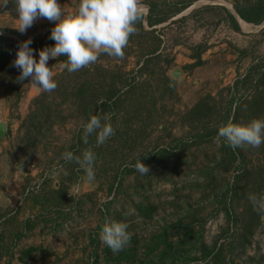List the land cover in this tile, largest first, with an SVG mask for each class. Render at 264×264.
I'll return each instance as SVG.
<instances>
[{
  "label": "rangeland",
  "instance_id": "rangeland-1",
  "mask_svg": "<svg viewBox=\"0 0 264 264\" xmlns=\"http://www.w3.org/2000/svg\"><path fill=\"white\" fill-rule=\"evenodd\" d=\"M145 1L138 0L144 17ZM250 1L196 0L154 26L160 60L142 74L149 44L141 38L127 44L123 59L100 54L86 76L66 72L67 87L88 81L86 92L120 76L119 105L93 114L114 129L102 145L95 134L78 145L90 112L80 114L55 98L52 119L27 147L19 126L43 91L30 80L17 88L14 75L0 74V264H264V212L249 200L264 197V144L231 148L233 162L222 159L225 142L216 141L231 97V117L243 104L240 125L264 119V22L247 24L233 14L234 4ZM57 2L66 16L78 10L79 0ZM227 13L240 32L232 30ZM54 25L40 18L21 33L15 0H0L4 37L35 41ZM143 26L150 30L145 21ZM258 65L248 85L232 89ZM52 72L58 80L64 68L57 64ZM200 102L208 117L191 122L186 113ZM86 150L96 157L92 181L62 159L66 151L81 156ZM140 162L148 169L144 174L136 171ZM111 222L126 223L131 235L115 253L99 239Z\"/></svg>",
  "mask_w": 264,
  "mask_h": 264
},
{
  "label": "clouds",
  "instance_id": "clouds-1",
  "mask_svg": "<svg viewBox=\"0 0 264 264\" xmlns=\"http://www.w3.org/2000/svg\"><path fill=\"white\" fill-rule=\"evenodd\" d=\"M15 3L19 21L17 30L21 33L40 18L55 22L49 36L55 42L53 46L39 50L36 59L29 39L19 46L13 61V66L20 71L19 80H30L43 92H52L57 87L52 68L47 66L50 59L66 57L59 63L69 73L94 64L100 54L123 59V49L129 37L136 33L135 25L142 19L141 8L144 7L138 0H79L77 12L66 16L57 0H15ZM93 134L96 144L102 145L115 133L110 123H103L99 116H91L83 125V143L87 144ZM216 141H223L233 149L245 145L259 147L264 144V119H253L243 125L228 123L220 126ZM62 159L75 162L89 181L94 180L96 157L93 151L86 150L81 156L66 151ZM146 170L141 162L136 166V171L141 174ZM249 200L255 210L264 212V197L250 195ZM127 229L128 225L123 222L107 223L102 226L99 239L114 253L119 252L131 239Z\"/></svg>",
  "mask_w": 264,
  "mask_h": 264
},
{
  "label": "trees",
  "instance_id": "trees-1",
  "mask_svg": "<svg viewBox=\"0 0 264 264\" xmlns=\"http://www.w3.org/2000/svg\"><path fill=\"white\" fill-rule=\"evenodd\" d=\"M195 1L196 0H177L173 2L172 5H167L168 3L163 0H146L144 2L148 9L147 16L144 17L142 15V19L136 22V33L131 35L128 41V43L131 44L133 42V39L141 38L143 42L145 41L149 44L147 48L143 49V54L148 56V58L144 60L143 66L140 67V74L145 71L150 62H152L153 60H157V63L160 60V56H155V53L158 50L157 47L159 46L161 41L154 34V26L167 22L171 18L178 16L181 12L188 9ZM234 10L239 19L247 24L259 26L264 22V0H252L250 2L234 4ZM143 21H145L147 28L150 30L144 29ZM227 21L229 22L232 30H234L235 32H240L238 23L233 15L227 13ZM54 26H52L39 39L32 41L30 47L34 50V53H38L39 50L54 45L55 42L49 39L51 29ZM13 34H16V32H13ZM20 45L21 43H19L17 40L0 35V74L10 73L14 75V81L17 88H21L28 82V79L23 81L19 80L20 71L13 66V61L16 58V52ZM197 48L199 50H203L201 49V46ZM34 57L38 59L35 55ZM102 57L111 58L106 54H102ZM64 60H66V57H58L47 66L51 69L54 65H60L59 62ZM168 63H170V61ZM198 63H200V61H198ZM90 67L91 66L89 65L80 69L78 75H80L81 77L86 76ZM260 68V65L250 68L241 81H235L232 89L237 90L241 85H248L247 82L250 76L255 72V70L259 71ZM66 72L67 71L64 69V72H62V75L59 76V79L57 80L55 78L57 87L54 91L42 92L39 97L32 101V103L30 104L28 115L24 118L23 121H21V125L19 127L24 131L22 142H26L27 147H33L38 136H40L42 132V126L44 124H47L50 118L52 119V114L54 113L56 108H58L53 107L55 98H60L63 104H66L68 102L74 104L75 107H77L76 110H80V114L83 113L84 115L89 111V118L93 116V114H95L99 108L110 109L119 105V92L116 90L117 85H115V82L120 78L119 75L110 76L109 74H106L105 76H110L111 78V82L110 84H108V86H106L102 81V83L99 84V87H92L86 92V88L84 87V85L88 84V81H82V83L79 86L77 85L76 88H68L67 83L69 77H66ZM105 76L102 77L104 78ZM166 80L167 82H170L169 79ZM261 81L262 77L256 81V85L258 86L259 84H261ZM129 94L130 91L124 92V95L130 96ZM234 99L235 97H231L230 99L228 113L225 116L223 125L228 123H241L240 116L242 115V102L239 105H235L234 115H232V117L230 115L232 105H234ZM44 112H47V114L43 115ZM256 115L257 113H254L252 116L255 117ZM186 116L189 117L191 122L203 123L208 117L207 107L202 102L197 103L186 113ZM78 145H84L82 137H78ZM221 153L223 160L228 158L229 156L230 160H232L233 162L236 161L235 152H233L231 147L227 146L225 143L221 145Z\"/></svg>",
  "mask_w": 264,
  "mask_h": 264
},
{
  "label": "water",
  "instance_id": "water-1",
  "mask_svg": "<svg viewBox=\"0 0 264 264\" xmlns=\"http://www.w3.org/2000/svg\"><path fill=\"white\" fill-rule=\"evenodd\" d=\"M233 14H234L235 18H237L238 20H240L239 17L236 15V13H235L234 10H233ZM240 21H241V20H240ZM263 26H264V24H263ZM21 44H22V43H21ZM34 55H35L36 57H38V54H37V53H34ZM179 75H180L179 71L176 70V71H174L172 77H173L174 79H176ZM4 134H5V126H4V124L0 123V139L4 136Z\"/></svg>",
  "mask_w": 264,
  "mask_h": 264
},
{
  "label": "bare ground",
  "instance_id": "bare-ground-1",
  "mask_svg": "<svg viewBox=\"0 0 264 264\" xmlns=\"http://www.w3.org/2000/svg\"><path fill=\"white\" fill-rule=\"evenodd\" d=\"M245 26V25H244Z\"/></svg>",
  "mask_w": 264,
  "mask_h": 264
}]
</instances>
